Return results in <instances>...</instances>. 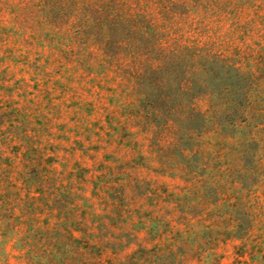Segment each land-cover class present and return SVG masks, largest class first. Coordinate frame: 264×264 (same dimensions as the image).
Returning <instances> with one entry per match:
<instances>
[{
  "label": "rangeland",
  "instance_id": "obj_1",
  "mask_svg": "<svg viewBox=\"0 0 264 264\" xmlns=\"http://www.w3.org/2000/svg\"><path fill=\"white\" fill-rule=\"evenodd\" d=\"M198 1L192 30L204 31L195 36L209 38L244 70L255 73L259 64L263 76L264 0ZM60 20L48 22V0H0V264H32V253L66 249L55 238L64 223L111 216L112 204L134 210L126 216L144 224L135 230L146 249L157 243L176 256H131L132 246L102 256L103 264H237L243 251L247 264H264L260 225L248 239L236 233L222 240L211 231L218 228L192 218L197 199L183 188L176 147L166 152L174 139L162 133L150 140L128 80L102 68L76 19ZM191 20L181 23L184 30ZM224 194L223 203H239V189ZM182 212L187 231L177 221Z\"/></svg>",
  "mask_w": 264,
  "mask_h": 264
},
{
  "label": "trees",
  "instance_id": "obj_2",
  "mask_svg": "<svg viewBox=\"0 0 264 264\" xmlns=\"http://www.w3.org/2000/svg\"><path fill=\"white\" fill-rule=\"evenodd\" d=\"M200 5L198 0H48V22L59 24L62 16L76 19L86 44L96 46L102 68L128 80L134 113L143 119L150 140L162 133L174 139L166 152L176 147L183 188L197 199L192 218L218 228L208 229L222 240L236 233L248 239L256 225L264 228V75L259 64L255 73L244 70L209 38L195 36L194 31H204L199 25L192 30ZM193 12L197 14L191 17ZM189 20L184 30L181 23ZM228 158L233 162L223 169L222 160ZM228 187L239 189V203H223ZM258 190L261 196H256ZM133 211L112 204L111 216L64 223V233L55 238L66 249L30 253V261L103 264L102 256L132 246L137 248L131 256L163 250L176 256L171 247L157 243L145 248L146 239L135 230L144 224L126 216ZM185 215L177 221L187 231L190 219ZM170 232L183 237L173 227ZM28 240L31 245L34 237ZM245 244L237 249L244 250ZM244 253L237 252V264H247L241 259Z\"/></svg>",
  "mask_w": 264,
  "mask_h": 264
}]
</instances>
